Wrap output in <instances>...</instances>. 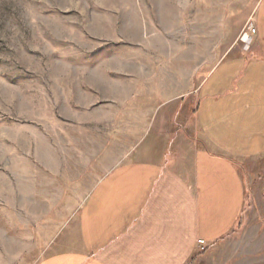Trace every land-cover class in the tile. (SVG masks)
<instances>
[{"label": "rangeland", "instance_id": "374dc122", "mask_svg": "<svg viewBox=\"0 0 264 264\" xmlns=\"http://www.w3.org/2000/svg\"><path fill=\"white\" fill-rule=\"evenodd\" d=\"M255 1L0 0V264H37L66 231L76 240L95 184L165 131L177 86L196 90L250 51L253 18L241 28ZM247 160L238 168L254 180L249 210L264 228V158ZM241 231L207 263L260 261Z\"/></svg>", "mask_w": 264, "mask_h": 264}, {"label": "crops", "instance_id": "0c3cea01", "mask_svg": "<svg viewBox=\"0 0 264 264\" xmlns=\"http://www.w3.org/2000/svg\"><path fill=\"white\" fill-rule=\"evenodd\" d=\"M248 16L241 29L253 18L250 51L222 60L196 90L177 86L181 103L165 131L100 178L80 211L76 240L64 232L58 250L37 264H208L238 225L247 258L260 259L246 264H264L262 217L250 213L247 194L254 180L238 168L264 158V0ZM197 51L193 58L206 62ZM176 76L185 79L183 71Z\"/></svg>", "mask_w": 264, "mask_h": 264}, {"label": "built area", "instance_id": "2783aa9c", "mask_svg": "<svg viewBox=\"0 0 264 264\" xmlns=\"http://www.w3.org/2000/svg\"><path fill=\"white\" fill-rule=\"evenodd\" d=\"M199 244L200 245H204L205 243H204V241H200Z\"/></svg>", "mask_w": 264, "mask_h": 264}]
</instances>
